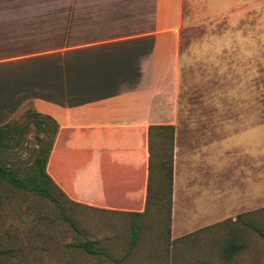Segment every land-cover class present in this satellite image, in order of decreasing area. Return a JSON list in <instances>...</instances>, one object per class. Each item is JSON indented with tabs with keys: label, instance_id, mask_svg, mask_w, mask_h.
<instances>
[{
	"label": "rangeland",
	"instance_id": "374dc122",
	"mask_svg": "<svg viewBox=\"0 0 264 264\" xmlns=\"http://www.w3.org/2000/svg\"><path fill=\"white\" fill-rule=\"evenodd\" d=\"M236 3L244 5L233 0L185 9L177 130L198 136L196 144L246 131L247 154L238 163L232 151L231 159L179 165L169 202L166 189L157 193L164 178L156 168L161 143L156 138L151 195L138 217L64 197L56 205L3 180L0 264H264V0ZM24 114L11 121L20 128L17 143L8 142L0 154L19 176L39 148L47 147L49 134L27 124ZM166 137L162 148L168 150ZM179 139L186 141L178 134ZM133 221L139 225L134 241ZM85 241L98 253L79 245ZM228 241L242 244L229 257Z\"/></svg>",
	"mask_w": 264,
	"mask_h": 264
},
{
	"label": "crops",
	"instance_id": "0c3cea01",
	"mask_svg": "<svg viewBox=\"0 0 264 264\" xmlns=\"http://www.w3.org/2000/svg\"><path fill=\"white\" fill-rule=\"evenodd\" d=\"M213 1L0 0V126L27 110L51 117L47 173L69 199L106 211H145L150 127L176 128L173 198L179 165L232 151L238 163L246 131L196 144L177 130L185 9L233 0Z\"/></svg>",
	"mask_w": 264,
	"mask_h": 264
},
{
	"label": "trees",
	"instance_id": "16d2710c",
	"mask_svg": "<svg viewBox=\"0 0 264 264\" xmlns=\"http://www.w3.org/2000/svg\"><path fill=\"white\" fill-rule=\"evenodd\" d=\"M24 115L27 119V124H32L37 130H44L46 134L47 132L49 133L47 140L48 145L47 147L39 148V151L34 156L32 166L27 169V171H24V176L18 175L19 169L8 167L7 159H4V157L0 155V185L2 184L3 180H6L13 188L24 189L26 191L36 193L46 199H49L56 205H58V197H64L65 199L74 202L73 200L69 199L67 195L54 183L46 171L48 157L55 138V134L57 132V124L51 119V117L42 115L35 110H27ZM173 130V125H158L150 127L151 132L149 150L151 160L149 164V182L147 185L146 208L151 195V184L154 171V166L151 161L152 159L157 158V152L155 151L154 147V140H156V138L160 139L161 141V143L159 142V156L158 160L156 161V168L160 170L161 176L164 178V182H162L158 188L159 191L157 193L161 194L166 189L169 195V202L171 200L170 195L173 181ZM19 132L20 128L13 124V122H8L0 126V154L3 149L5 150L7 148L9 145L8 142L15 144L17 143V135ZM167 133L170 135L172 146L170 149L165 150L162 148V141L167 138ZM130 214L134 217H138L143 213L132 212ZM138 232L139 225L137 221H133L131 226L132 241L136 239ZM79 245L90 253H98L91 241H85L83 243H79ZM241 247L242 244L238 241H228L224 247L226 256L229 257L234 255L239 249H241Z\"/></svg>",
	"mask_w": 264,
	"mask_h": 264
}]
</instances>
